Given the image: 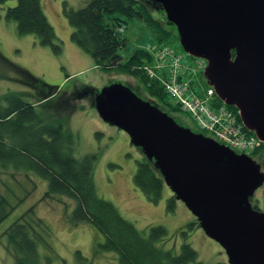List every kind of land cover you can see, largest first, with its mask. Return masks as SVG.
<instances>
[{"label": "trees", "instance_id": "16d2710c", "mask_svg": "<svg viewBox=\"0 0 264 264\" xmlns=\"http://www.w3.org/2000/svg\"><path fill=\"white\" fill-rule=\"evenodd\" d=\"M7 1L0 0V5ZM142 1L144 0H88L85 6L78 9L69 7L65 2V15L74 28L72 40L94 59L97 67L106 72L116 69L138 77L144 83L147 96L153 98L152 101L157 106L172 116L175 113L186 116L196 124L191 115L176 104L164 88L140 68L143 64L151 62V51L139 48L127 59L119 52L127 42L123 31L120 30L124 20L111 17L113 21H107L105 18V14L116 11L129 18L138 16L145 19L155 30L158 45H170L173 41L171 38L179 39L176 28L174 32L163 26L153 18ZM6 18L17 22L21 34H33L41 44L51 46L55 53L62 51L61 44L56 40L54 26L44 12L42 0H16L14 6L7 8ZM5 65L8 68L4 75ZM1 70V76L12 79L28 89H8L0 94V173L13 170L12 175L15 178L16 171L27 175L33 173L48 183L45 198L61 195L74 199L75 206L68 214L69 222L73 225L91 224L103 237L97 248L115 252L120 264H189L198 259L197 250L187 241L183 242L179 253L158 245V241L168 234L164 226L155 225L147 231L140 230L122 215L113 202L98 194L93 173L96 156L86 155L78 158L74 154V136L65 129L64 119L54 120L51 115L50 120L45 111L37 109L38 106L46 107L53 109L57 114L65 108L63 100L53 103L59 86L48 84L0 53ZM12 71L18 75L12 76ZM83 89L92 92L90 95L97 94L91 87L85 86ZM78 92L79 90L74 88L67 96V104L72 108L75 107L74 101L80 97ZM136 92L141 95L140 90ZM217 100L219 104L223 103L220 99ZM226 106L242 121L235 106ZM174 118L176 119L175 116ZM197 128V132L208 135L207 131L198 126ZM251 156L259 158V163L264 169V142ZM1 182L0 185L7 187L5 181ZM134 184L154 203L162 199L166 186L161 171L146 156L138 162ZM3 189L0 188V224L26 197H20L8 188L16 197L13 201ZM176 200V196L172 194L168 199L169 210L174 211ZM254 207L261 209L258 205ZM49 233L50 227L38 216L36 206H30L4 232L7 238L6 247L15 253V264H42L39 249L41 246L51 248ZM78 255L83 258L80 251ZM47 259V263L51 264L49 261L52 257L47 256Z\"/></svg>", "mask_w": 264, "mask_h": 264}, {"label": "rangeland", "instance_id": "374dc122", "mask_svg": "<svg viewBox=\"0 0 264 264\" xmlns=\"http://www.w3.org/2000/svg\"><path fill=\"white\" fill-rule=\"evenodd\" d=\"M65 2L69 7L78 9L85 6L88 0H42L44 12L54 26L56 40L62 46L60 53H55L51 46L41 44L33 34H21L17 22L6 18L7 8L14 6L16 0H8L0 5V53L48 84L59 86L53 103H60L63 100L65 108L57 114L53 109L46 107L38 106L37 109L45 111L50 120H52L51 115L54 116V120L64 119L65 129L74 136V154L78 158L86 155L96 156L93 173L97 192L101 197L113 202L122 215L140 230L147 231L155 225L164 226L168 234L158 241V245L179 253L183 242H189L198 252V259L189 264L228 262L225 249L206 234L196 216L183 201L177 199L174 211L168 209V199L174 194L168 185L163 190L162 199L154 203L149 201L134 184L138 162L145 157L143 152L131 143L127 132L101 118L95 107L96 94L90 95L92 92L83 87H91L92 91L96 90L98 93L111 83L122 82L135 91L140 90V96L150 100L153 98L147 96L144 83L138 77L116 69L104 71L97 67L94 59L72 40L74 28L65 15ZM142 3L153 18L163 26L169 27L170 31H174L167 23L165 11L155 8L152 0H144ZM111 17H120L124 20L120 30L123 31L127 42L119 50L124 59L131 57L139 48L154 51L159 46L155 30L145 19L138 16L129 18L117 11L105 14L107 21H113ZM171 39L173 41L170 46L184 54L187 62L195 65L198 58L185 52L178 38ZM7 68V66L3 67L4 75L7 73ZM204 69L199 74L193 75V87L202 95L208 85ZM11 75L18 74L12 71ZM24 88L28 89L0 75V94L8 89ZM74 88L79 90L80 97L74 101L75 107L72 108L67 104L66 99ZM174 116L182 125L196 132L199 130L186 116L182 117L179 113H175ZM46 119L49 121L48 118ZM255 159L260 162L259 158ZM13 172L9 170L0 173L2 177L0 183L3 180L8 184L7 187L0 185V188H4L2 191L13 201L16 197L8 191V188L18 196L26 197L23 203L0 224V264H15V253L6 247L7 238L4 232L32 205L36 206L38 216L42 217L50 227L48 239L51 248L41 246L39 249L42 264H48L47 256L52 257L53 260L49 261L51 264H120L115 252L97 248L98 242L102 241L103 237L91 224L73 225L69 222L68 214L75 206L74 199L61 195L45 198L48 189L45 179L33 173L27 175L18 171L14 173L15 178ZM251 201L253 205H258L264 211V184L256 190ZM78 251L82 253V259Z\"/></svg>", "mask_w": 264, "mask_h": 264}, {"label": "water", "instance_id": "95a60500", "mask_svg": "<svg viewBox=\"0 0 264 264\" xmlns=\"http://www.w3.org/2000/svg\"><path fill=\"white\" fill-rule=\"evenodd\" d=\"M152 1L185 52L207 60L204 76L219 98L264 141V0ZM95 107L154 162L229 264H264V211L251 201L264 171L255 158L182 125L122 82L99 90Z\"/></svg>", "mask_w": 264, "mask_h": 264}, {"label": "built area", "instance_id": "2783aa9c", "mask_svg": "<svg viewBox=\"0 0 264 264\" xmlns=\"http://www.w3.org/2000/svg\"><path fill=\"white\" fill-rule=\"evenodd\" d=\"M151 53V62L140 68L191 115L199 128L239 153L251 155L261 146L264 141L238 120L236 114L219 98L214 86L209 85L203 95L194 89L193 75L207 67L206 59L197 57L193 65L185 60L184 54L170 45H159ZM217 99L223 103L219 104Z\"/></svg>", "mask_w": 264, "mask_h": 264}, {"label": "flooded vegetation", "instance_id": "af4514ba", "mask_svg": "<svg viewBox=\"0 0 264 264\" xmlns=\"http://www.w3.org/2000/svg\"><path fill=\"white\" fill-rule=\"evenodd\" d=\"M155 6V8H157L156 6H157V4H155L154 5ZM159 10H162V11H164L162 8H159ZM171 28H176V26L175 25H172V24H168Z\"/></svg>", "mask_w": 264, "mask_h": 264}, {"label": "clouds", "instance_id": "9594fccd", "mask_svg": "<svg viewBox=\"0 0 264 264\" xmlns=\"http://www.w3.org/2000/svg\"><path fill=\"white\" fill-rule=\"evenodd\" d=\"M206 79V78H205Z\"/></svg>", "mask_w": 264, "mask_h": 264}]
</instances>
